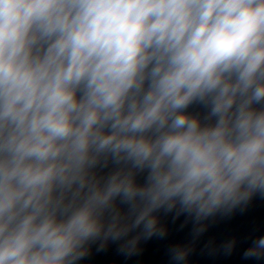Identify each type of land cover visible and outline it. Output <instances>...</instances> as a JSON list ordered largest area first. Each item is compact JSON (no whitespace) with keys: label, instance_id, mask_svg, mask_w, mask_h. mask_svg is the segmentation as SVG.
Returning a JSON list of instances; mask_svg holds the SVG:
<instances>
[{"label":"clouds","instance_id":"9594fccd","mask_svg":"<svg viewBox=\"0 0 264 264\" xmlns=\"http://www.w3.org/2000/svg\"><path fill=\"white\" fill-rule=\"evenodd\" d=\"M256 193L264 0H0V264L131 255L160 211L199 223Z\"/></svg>","mask_w":264,"mask_h":264},{"label":"water","instance_id":"95a60500","mask_svg":"<svg viewBox=\"0 0 264 264\" xmlns=\"http://www.w3.org/2000/svg\"><path fill=\"white\" fill-rule=\"evenodd\" d=\"M119 166L109 164L107 168L98 169L99 176H106ZM143 174L137 176V182L143 183ZM160 226L166 230L163 238L153 236L141 239L136 251L129 255L122 251L124 241H108L101 247L102 241L86 245L87 254L77 264H175L171 249L180 245L186 252L184 264H210L199 224L186 214L177 216L175 212L157 213ZM135 235V233H133Z\"/></svg>","mask_w":264,"mask_h":264}]
</instances>
